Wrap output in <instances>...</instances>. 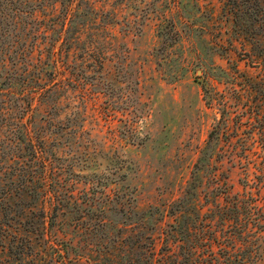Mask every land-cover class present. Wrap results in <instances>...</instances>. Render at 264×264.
I'll return each instance as SVG.
<instances>
[{"label":"rangeland","instance_id":"1","mask_svg":"<svg viewBox=\"0 0 264 264\" xmlns=\"http://www.w3.org/2000/svg\"><path fill=\"white\" fill-rule=\"evenodd\" d=\"M233 1L240 2L75 0L82 14L64 34L66 0H48L39 19L53 18L49 39L59 31L81 38L68 58L88 65L90 84L66 79L55 95L36 102L15 134L16 119L0 117V153L9 167L0 182L26 177L24 192L10 202V227L0 231V264H112L115 234L125 239L123 253L133 247L136 257L141 236L163 247L178 203L186 216L196 203L203 216L215 212L220 98L235 102L234 64L255 74L238 61L240 45H229L236 38ZM52 59L40 58L44 79L54 73ZM222 169L233 192L242 193V168L223 162ZM39 175L42 184L31 180Z\"/></svg>","mask_w":264,"mask_h":264},{"label":"trees","instance_id":"2","mask_svg":"<svg viewBox=\"0 0 264 264\" xmlns=\"http://www.w3.org/2000/svg\"><path fill=\"white\" fill-rule=\"evenodd\" d=\"M45 4L48 0H0V117L16 119L10 130L13 134L25 127L22 119L34 114L36 102L49 96L47 93H52L50 97L55 95L66 79L68 85L90 84L85 82L89 77L88 65L73 64L68 58L70 50L78 48L81 38L61 37L59 31L55 38L49 39V31L56 30L55 23H49H53V18L39 19L38 16ZM231 4L228 12L236 38L229 45L231 48L235 43L240 45L238 61L254 68L255 74L234 64L232 79L236 81L230 87L236 93L235 102H230L227 96L220 98V187L216 194L220 202L209 216L200 214L203 207L197 203L186 216L188 209L178 203L171 210L173 223L164 231V245L159 250L153 238L141 236L142 243H137L138 252L134 257L130 250L133 247L123 253L120 245L125 239L115 234L110 251L112 264H264V0H240ZM63 6V19H67L68 25L65 34L73 30L72 24L82 12L75 0H66ZM59 39L57 52L55 44ZM79 48L91 57L90 46ZM34 52L38 57H34ZM43 53L53 57L54 73L47 79L42 77L43 69L39 65ZM18 82L21 88L12 87ZM230 113H234L232 123ZM1 128L2 125L0 133ZM218 137L219 131L210 132V139ZM31 138L28 137L29 141ZM33 152L37 157L36 147ZM4 156L0 153V172L4 171L1 181L9 169L3 162ZM223 162L242 168L245 174L242 193L233 192L228 173L222 169ZM33 176L31 180L43 183L45 176L39 175L37 179ZM24 178L25 175L15 182H0V231L10 227L9 220L14 215H11L10 202L20 191L24 192Z\"/></svg>","mask_w":264,"mask_h":264}]
</instances>
